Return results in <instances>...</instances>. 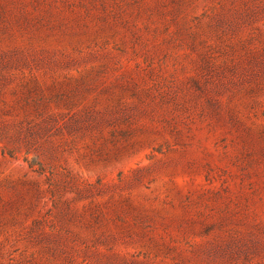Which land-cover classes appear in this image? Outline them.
Wrapping results in <instances>:
<instances>
[{
  "label": "rangeland",
  "instance_id": "374dc122",
  "mask_svg": "<svg viewBox=\"0 0 264 264\" xmlns=\"http://www.w3.org/2000/svg\"><path fill=\"white\" fill-rule=\"evenodd\" d=\"M0 264H264V0H0Z\"/></svg>",
  "mask_w": 264,
  "mask_h": 264
}]
</instances>
